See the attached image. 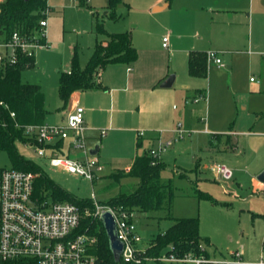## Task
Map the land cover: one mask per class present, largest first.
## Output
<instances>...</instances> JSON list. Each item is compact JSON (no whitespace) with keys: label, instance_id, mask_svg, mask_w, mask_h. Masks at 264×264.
<instances>
[{"label":"rangeland","instance_id":"374dc122","mask_svg":"<svg viewBox=\"0 0 264 264\" xmlns=\"http://www.w3.org/2000/svg\"><path fill=\"white\" fill-rule=\"evenodd\" d=\"M123 1L128 7L119 4L116 13L120 17L113 20L103 15L107 10L106 0H48L50 6L54 7L47 18L49 47L35 53V66L22 70L20 79L23 83L42 87L45 105L50 111L47 116L49 122L61 120L67 109V104L64 105L58 96L59 75L69 69L74 53L79 65L83 66L91 55L95 42L105 37L97 32V22L102 23L107 32L131 29L132 40L138 50L144 45H150L147 44L150 42L156 45L171 29L178 28L179 20L184 24L180 31L185 35H192L198 28H202L201 25L198 26L197 19L194 20L197 15L189 3L186 10L184 4L171 0L167 9L154 12V0ZM250 1L253 3L252 21L247 19L245 22H237V50L222 59L231 68L219 69L209 64L208 77L199 78L193 86L204 88L206 99L187 105L189 111L186 119L178 117L183 113L182 96L185 94L180 89L181 86L176 89L174 99L168 102V108L173 105L176 118L187 126L188 134L160 151L157 158L163 164L159 182L173 188V198L157 211L141 212L133 209L142 238L139 247H144L153 236L162 232L172 218L197 216L199 233L207 239L203 245L210 259L230 260L231 253L238 251L242 254L243 261L256 262L261 253L264 255V194L260 189L255 190L253 184L257 175H254L256 164L264 160V2L237 0L249 18ZM204 30L205 33L208 32L205 26ZM172 64L179 75L178 83L187 85L185 68L181 69L177 57L172 56ZM250 78L259 80L260 85L253 86ZM79 92L83 106L94 103L97 96L93 92L105 94L102 87ZM201 119L205 120L204 124L211 135L199 132L204 126ZM228 131L237 133L230 137V142L231 139L234 142L237 140V148L233 151L229 146L227 149L208 152V138L218 135L224 143ZM87 145L92 144L87 141ZM242 147L244 154L235 155ZM16 149L78 198L91 199L93 194L96 200L108 201L121 192L132 191L138 184L136 178L125 176L122 170L115 171L112 176L89 182L51 167L47 158L39 156L32 147L16 143ZM151 149L153 147L148 150ZM212 161L229 166L232 178L224 181L219 176L216 177L210 167L202 169L204 164H211L209 162ZM127 162L128 160L117 158L111 167H105L106 171L114 166L122 169ZM9 167L11 162L7 153L0 150V168ZM197 191L202 193L200 197L197 196ZM80 210L82 216L90 212V209ZM163 262L192 264L160 260V263ZM147 264L155 262L150 260Z\"/></svg>","mask_w":264,"mask_h":264},{"label":"built area","instance_id":"2783aa9c","mask_svg":"<svg viewBox=\"0 0 264 264\" xmlns=\"http://www.w3.org/2000/svg\"><path fill=\"white\" fill-rule=\"evenodd\" d=\"M2 2L4 0H0V4ZM50 12L51 6L45 0L43 17L36 26L28 31L14 29L7 36L0 34V69L19 64L29 68L35 53L49 47L47 18ZM162 46L167 47V36L162 38ZM206 58L208 63L225 67L215 51H208ZM83 114V107L75 105L66 114L64 123L25 125L23 132L31 141L24 146L32 147L39 156L46 157L51 167L94 182L100 179L103 165L96 154L89 152L83 133ZM10 116L13 117L14 113L10 112ZM172 132L174 135L170 140L159 141L156 148L149 150L153 158L157 159L160 151L188 133L181 123H177ZM104 134L105 130H100V135ZM66 139L68 144L65 147L58 146V142ZM71 151L78 154L71 155ZM209 167L224 181L232 178V169L222 162H213ZM33 185L34 174L30 172L12 167L0 170V264H14L20 260L32 264H95L94 256L89 253L95 238L76 232L82 218L80 208L69 201H55L49 197L39 199L33 194ZM259 186L260 192L264 194V182L259 183ZM91 200L93 207L86 215L99 219L102 212L109 211L114 218L118 238L123 242L120 259L124 262H140L144 248L139 247L141 236L137 231L133 209L100 203L93 194ZM160 260L217 263L202 256L177 258L169 255L161 256ZM222 263L264 264V259L261 256L256 262H246L240 258V252L235 251L233 259Z\"/></svg>","mask_w":264,"mask_h":264},{"label":"trees","instance_id":"16d2710c","mask_svg":"<svg viewBox=\"0 0 264 264\" xmlns=\"http://www.w3.org/2000/svg\"><path fill=\"white\" fill-rule=\"evenodd\" d=\"M107 14L110 19L117 20V6L123 0H106ZM45 0H4L0 4V34L7 36L14 29L28 31L36 26L43 17ZM97 32L105 37L95 42L91 55L83 66H80L76 53L73 54L69 69L58 78V96L64 105L71 94L100 87V74L110 64H132L137 58V50L132 43L131 31L109 33L102 23L97 22ZM188 73L193 76L206 74V54L191 51L188 55ZM33 63L31 62V68ZM23 64L0 69V150L5 151L14 169L34 174L33 194L41 199L50 197L55 201H69L80 209L93 207L89 198H78L51 179L38 164L19 154L16 143L25 144L31 141L25 136L23 127L28 124H42L48 111L44 107L43 92L38 84L23 83L20 79ZM10 112L14 116H10ZM2 168H0L1 170ZM162 162L153 158L149 150L135 156L125 176L138 180L136 187L108 201L100 203L118 204L128 209L141 212L157 211L173 198V188L159 182ZM202 193L197 191V196ZM95 238L89 248L94 256L95 264H147L153 260L160 263L161 256L173 255L177 258L185 256H202L208 258L203 243L207 242L199 233L197 216L172 218V223L162 232L153 236L144 248L140 262H124L120 258L114 260L109 248L108 239L100 219L91 215L82 216L76 230ZM14 264H32L24 260ZM205 264H224L207 262Z\"/></svg>","mask_w":264,"mask_h":264},{"label":"crops","instance_id":"0c3cea01","mask_svg":"<svg viewBox=\"0 0 264 264\" xmlns=\"http://www.w3.org/2000/svg\"><path fill=\"white\" fill-rule=\"evenodd\" d=\"M173 1L184 4L183 6L186 10L188 9V7H186L187 3L191 4L193 12L197 15V18H194V20L196 21L197 19L198 26L200 27L201 25L202 27L201 30L198 28V31L194 34L189 36L185 35V33L180 31L181 28H184V24L179 20L178 28L171 29L167 33L166 48L162 46V38L165 36H163L156 45H152V42H150L147 43L150 45H144L145 47H141V50L137 49L132 40V43L137 50L136 60L129 65L115 63L107 65L103 69L99 80L101 84L100 87L105 90V94H100L101 92H93L97 96V98L94 99L95 106L92 102L90 105H81V94L79 91H75L71 94L69 101L66 103L67 109L61 117V120L49 122L47 116L50 111L45 105L44 91L40 86L43 92L44 107L48 111L45 123H64L66 114L75 105L83 107V133L86 144L87 141L92 144L91 146L87 145L89 148H92L95 144L99 145L96 156L103 165V170L105 171H102L103 173L99 180L105 176H112L117 170H122L123 173H126L135 156L142 154V152L147 151L149 148H156L155 146L158 145L159 141L164 142L170 140L174 135L172 129L177 123H181L182 127L187 130V126L176 118L173 112L174 106L172 105L171 108H168V102L174 99L176 89L181 86L180 89H182L185 94L182 96L183 113H180L178 117L186 119L187 112L189 111L187 105H194L200 100L204 101L206 99V90L201 87L193 86L199 78L208 77V65L211 64L208 63L206 58V74L204 76L190 75L188 73L187 63L189 53L191 51H198L206 54L208 51H215L221 60L224 56H231V52L237 50V36L235 30L237 22H245L247 19L252 21V1H250L248 7L251 13L250 18L249 15H245L241 3L237 2V0ZM171 2V0H154L152 3V11H163L170 6ZM120 4H124L126 8L128 7V4L124 1ZM53 9L54 7H51V10ZM106 14L107 10L104 11V17H107ZM204 26L208 28L207 33H205ZM128 30L131 31L132 36V30ZM172 56L178 58V64L181 69L185 68V75L188 77L187 85H180L178 83L179 75L175 70V67H173ZM35 61L36 57L34 58L32 67L35 66ZM214 66L217 67L216 65ZM217 68L230 69L231 66L225 64L224 68ZM171 71H173V74H171ZM170 75L173 76L171 85L169 87H161L160 84ZM250 79L249 81L252 82L253 86L260 85L259 80L256 81ZM200 95H202V97L198 98ZM196 98L197 100L194 101ZM201 121L204 124L205 120L201 119ZM98 126L101 127L98 128ZM102 129L105 130L104 135H100V130ZM199 132H202L205 135L212 134L208 130L206 124H204L202 130ZM244 134L249 135L250 133ZM232 135H237V133L228 131L224 143L221 142L218 135L208 138L206 144L208 152L211 150L220 151V149H227L229 146H231L229 148L234 151L237 148V140L234 142V140L232 141L231 139L230 142V137L232 138ZM57 144L58 146L62 145L65 147L68 144V140L66 139ZM70 153L71 155L78 154V152L76 153L74 151H71ZM235 153V155H243L244 148L242 147L241 151ZM117 158L128 160V162L122 169L114 166L110 171H106L105 167H111L112 162ZM209 166L210 164L208 163L204 164L202 169L206 170ZM263 169L264 160L257 162L254 169V175H258ZM253 184L255 190L259 189L260 186L256 177L253 180ZM171 223L172 221H170L169 225ZM169 225H167L166 228ZM137 231L139 233L138 227ZM147 244L148 243L141 248H145ZM233 253H231V259H233ZM261 256H264L263 253H261L260 257ZM240 258L242 259L241 253ZM209 260L216 261L217 263L229 261L210 258Z\"/></svg>","mask_w":264,"mask_h":264},{"label":"water","instance_id":"95a60500","mask_svg":"<svg viewBox=\"0 0 264 264\" xmlns=\"http://www.w3.org/2000/svg\"><path fill=\"white\" fill-rule=\"evenodd\" d=\"M264 2V1H263ZM173 80V76L170 75L166 80H164L160 86L161 87H169L171 85V82ZM98 144H95L92 148L89 149L90 154H97L98 152ZM256 180L259 183L264 182V169L256 176ZM100 221L104 227L109 248L112 251L114 260H119L120 255L123 251V242L118 238L117 232H116V226L115 221L112 216V214L109 211H104L100 215Z\"/></svg>","mask_w":264,"mask_h":264}]
</instances>
